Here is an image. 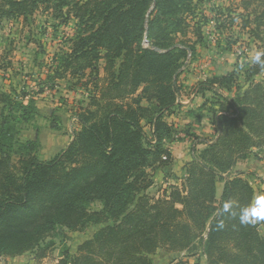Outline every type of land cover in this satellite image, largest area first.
I'll use <instances>...</instances> for the list:
<instances>
[{"label":"trees","instance_id":"trees-1","mask_svg":"<svg viewBox=\"0 0 264 264\" xmlns=\"http://www.w3.org/2000/svg\"><path fill=\"white\" fill-rule=\"evenodd\" d=\"M200 1L0 0V25L3 18L26 19L41 7L77 20L69 51L52 57V72L59 78L68 72L80 82L86 76L88 91L77 114L79 130L49 159L38 155V136L17 137L16 124L35 113L33 99L25 102V92L0 91L1 256L31 251L34 259L43 258L50 247L42 244L48 232L80 231L92 223L104 226L80 243L75 255L65 250L57 264H152L159 248L199 252L207 264H264V222L241 225L238 218L218 216L225 201L244 206L255 195L242 172L232 168L256 157L254 148L264 149V68L238 54L242 60L231 70L198 83L194 92L203 97L205 91L235 93L221 96L218 108L209 109L215 136L193 140L191 159L175 176L179 182L157 197L147 192L153 185L148 169L172 163L165 144L183 139L167 118L181 104L183 62L195 54L189 29L198 40L202 35L199 25L189 23L210 21L197 11ZM244 2L248 14L232 20L242 18L243 28L254 23L250 32L263 41L264 51V0ZM215 27L222 29L217 22ZM235 43L227 40L226 51ZM204 107L205 102L198 109ZM50 128L59 126L52 121ZM200 143L204 147L198 149ZM218 180L223 188L217 198ZM95 201L101 209H90ZM221 218L224 227L218 228Z\"/></svg>","mask_w":264,"mask_h":264},{"label":"rangeland","instance_id":"rangeland-1","mask_svg":"<svg viewBox=\"0 0 264 264\" xmlns=\"http://www.w3.org/2000/svg\"><path fill=\"white\" fill-rule=\"evenodd\" d=\"M244 1L201 0L199 2L197 11L206 14L210 21L202 24L192 20L189 23L194 27L199 25L202 28V35L198 40V34H194L196 32L189 29L187 38L190 39V43H194L195 54L188 56L181 67L179 81L184 87L180 99L186 101L193 99L194 90L199 82L213 75L225 74L233 68L237 59L240 61L241 58H245L247 61H251V57L257 51H262L263 41L250 32L254 28V23L243 28L242 18L232 20L239 13L248 14ZM255 5V3L252 4L248 8L249 11H252ZM250 14L252 18V13ZM76 21L74 17L63 18L57 16L52 9L41 7L26 19L23 17L18 20L3 18L0 25V91H7L19 96L25 92L27 93V96L23 97L25 102L29 98L33 99L35 113L29 120L16 124V128L20 130L17 137L24 141L38 136L40 143L38 155L42 159L51 158L74 138L80 128L77 114L83 111L88 102V91L84 86L86 76L80 82L76 77L70 76L68 72L62 78L54 77L52 72L53 55L61 50L69 51L70 41L76 33ZM215 22L221 24V30L215 27ZM234 39H236V43L233 45L232 51H226L227 40L232 42ZM142 45L147 46V42L142 41ZM238 54L241 55V58H238ZM99 64L100 75H103L104 62L100 61ZM233 93L235 90L230 93L217 91L216 94L205 91L204 97L198 94L197 99H193L194 107L205 102L203 109L205 111L198 108L190 111L195 117L200 116L201 118L202 116L201 120L203 119V121L207 118L210 119L209 109L218 108L216 100H220L221 96H232ZM52 121L59 126V129L50 128ZM199 125V128L195 127L197 131L192 132L191 137H187L184 135L185 127L182 123L181 128L178 129V136L183 139L170 143L176 160L172 167L177 172L176 176H181L183 167L178 164L180 162L178 160L190 156V146L193 140L201 142L211 139L210 127L204 124ZM203 147V144H197L198 149ZM253 154H256V163L260 166L258 169L264 173V149L254 148ZM260 155L262 159H260ZM148 171L155 177L154 185L148 188L150 196L157 197L164 193L168 184L179 182L176 178L170 177L168 171H159L156 175L153 174L155 173L154 169H148ZM242 177L247 179L244 174ZM250 179L255 189L254 196L260 195L258 185L261 182V185L263 183L264 186V182L258 177L253 181L251 177ZM101 207V203L95 201L91 204L90 209L99 210ZM102 226L104 224L90 223L80 231L58 227L48 232L42 241L43 245L50 243L45 257L34 259V252L31 251L15 257L2 255L4 264H57L65 250L70 255H75L77 246L91 238L94 232ZM151 258L152 264H174L177 262L207 264L206 258L199 252L195 254L174 253L166 251L165 248H159L151 255Z\"/></svg>","mask_w":264,"mask_h":264},{"label":"crops","instance_id":"crops-1","mask_svg":"<svg viewBox=\"0 0 264 264\" xmlns=\"http://www.w3.org/2000/svg\"><path fill=\"white\" fill-rule=\"evenodd\" d=\"M197 95L198 94L193 93L192 98L193 99H197ZM200 96L203 97L201 94H200ZM193 99H189L187 101L181 99L180 100V103H181L180 106L176 109V111L173 114L168 116L167 119H168L169 122H172L174 124V126H176V128H178V129L181 128V125L183 123V126L185 127V130L188 129L190 133L196 132L197 129L195 127L199 128L200 127L199 124L207 125L211 129L210 130L211 139H205V140L206 141H210L215 136V133H216L215 132L216 131L215 130V126L213 125V123L211 122V120L209 118L205 119V117H204L205 120L203 121V119L201 120V118H203L202 116L200 118V116L199 117L198 116L195 117L193 115L192 111H190V110L191 109H196L202 104V103L198 104V106L194 107L193 106ZM188 107H190V108H188ZM202 111H205V110L202 109ZM196 122H198V123H196ZM178 140H182V139H178ZM174 141H177V140H173V141L167 142L165 144L166 147L169 149V151L171 153L172 163H170L168 166H166L164 168H156L155 169V173H153V174L156 175V173L159 172V171L160 172H167L168 171V173H170V177L175 178L177 172H176L175 169H172V167L176 163V160H175V157H174V152L171 149V145H170V143H172ZM190 159H191V154H190V156L189 155L185 156L183 160H178V162L179 161L180 162L179 163L177 162V163L180 164L181 166H183L184 163L186 161L190 160ZM260 159H262V156L260 157ZM255 167H256V169H254ZM259 167H260L259 164L256 163V158L254 156L250 155V156H248L245 159L239 160L236 163V165L232 168V172H236V171L242 172V174L247 176V181L252 185L253 183L251 182L250 177L252 178V181L255 180V178L258 177L264 182V173L261 170L258 169ZM176 177H180V176H176ZM154 178L155 177L153 175V180H154ZM153 185H154V183H153ZM258 187H260V194H263V191H262L263 188H264L263 183L261 185V182H260V185H258ZM222 188H223V181L222 180H218L216 182V197L217 198L220 196ZM148 191H149V189L147 190V192ZM0 264H4V257H2L1 255H0Z\"/></svg>","mask_w":264,"mask_h":264},{"label":"clouds","instance_id":"clouds-1","mask_svg":"<svg viewBox=\"0 0 264 264\" xmlns=\"http://www.w3.org/2000/svg\"><path fill=\"white\" fill-rule=\"evenodd\" d=\"M250 62L264 68V51H257L251 57ZM222 214L238 218L241 225H255L264 222V194L254 196L252 200L244 206H236L232 200H227L223 203L218 216ZM217 227H224V220L222 218L218 219Z\"/></svg>","mask_w":264,"mask_h":264}]
</instances>
